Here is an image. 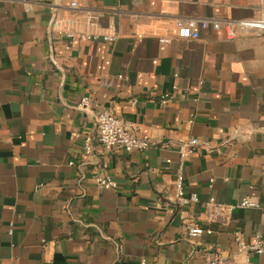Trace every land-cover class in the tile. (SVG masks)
<instances>
[{"label": "crops", "instance_id": "obj_1", "mask_svg": "<svg viewBox=\"0 0 264 264\" xmlns=\"http://www.w3.org/2000/svg\"><path fill=\"white\" fill-rule=\"evenodd\" d=\"M70 1L0 0V264H264L235 240H264V35L236 23L264 0ZM204 17L234 36L178 37L174 19ZM99 110L153 145L105 149Z\"/></svg>", "mask_w": 264, "mask_h": 264}, {"label": "built area", "instance_id": "obj_2", "mask_svg": "<svg viewBox=\"0 0 264 264\" xmlns=\"http://www.w3.org/2000/svg\"><path fill=\"white\" fill-rule=\"evenodd\" d=\"M70 5L75 7L77 5V0H71ZM26 8H29L26 5ZM237 24L253 28L256 37L264 35V17H252L247 19H241L236 21ZM174 24L177 27V35L181 39H196L199 35V31L202 27L210 26L213 29H223L227 38H232L234 36L231 29L232 21H222L215 17H204V18H194L181 20L179 18L174 19ZM83 37H89V35L84 34ZM109 39L110 37H106ZM167 41L166 38L162 39ZM89 98L83 97L81 99V104L86 106L88 104ZM164 101V99H162ZM134 101H131L133 105ZM97 139L98 142L107 150H115L117 152L127 153L132 150H144L151 147L153 144L147 138L143 136L134 135L129 126L119 117L108 113L106 110H99L94 117ZM200 143V140L195 137H189L187 140L178 143V165L174 171V198L173 202L177 209H183L184 211L189 209L193 203L198 202V197L194 193H185V175H184V163L187 156L191 153L193 147ZM84 154H89L91 152V139L87 137L83 145ZM166 162H169L167 160ZM164 168H168L165 166ZM93 178L95 182L100 187H112L115 185L114 181L107 176H103L97 173H93ZM254 203L249 199H243L240 202V206L248 207L252 206ZM220 209H229L232 207H223L219 205ZM184 222L187 220L184 218ZM187 232L191 236H198L202 233H210V230L202 223H191L187 226ZM9 233L11 230L9 229ZM235 240L239 244V248L246 252H256L264 254V240L261 238H256L252 243H246L244 239L241 238L239 234Z\"/></svg>", "mask_w": 264, "mask_h": 264}]
</instances>
